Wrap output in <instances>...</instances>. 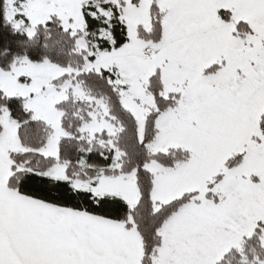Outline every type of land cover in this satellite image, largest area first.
<instances>
[{
    "label": "snow or ice",
    "instance_id": "obj_1",
    "mask_svg": "<svg viewBox=\"0 0 264 264\" xmlns=\"http://www.w3.org/2000/svg\"><path fill=\"white\" fill-rule=\"evenodd\" d=\"M0 264H264V0H0Z\"/></svg>",
    "mask_w": 264,
    "mask_h": 264
}]
</instances>
